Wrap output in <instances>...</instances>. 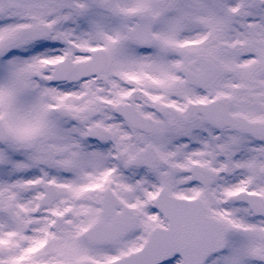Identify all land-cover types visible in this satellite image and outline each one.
<instances>
[{
	"label": "snow or ice",
	"instance_id": "1",
	"mask_svg": "<svg viewBox=\"0 0 264 264\" xmlns=\"http://www.w3.org/2000/svg\"><path fill=\"white\" fill-rule=\"evenodd\" d=\"M0 264H264V0H0Z\"/></svg>",
	"mask_w": 264,
	"mask_h": 264
}]
</instances>
